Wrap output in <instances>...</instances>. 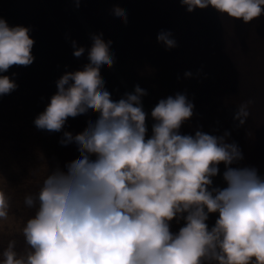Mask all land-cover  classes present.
<instances>
[{"label":"clouds","instance_id":"9594fccd","mask_svg":"<svg viewBox=\"0 0 264 264\" xmlns=\"http://www.w3.org/2000/svg\"><path fill=\"white\" fill-rule=\"evenodd\" d=\"M74 2L79 8L81 0ZM180 4L189 13L211 7L245 24L264 14V0ZM111 11L127 24L125 9ZM30 31L0 17V96L18 87L4 73L34 62ZM90 38L88 63L56 81L57 91L34 125L61 132L68 118L90 110L97 119L78 134L63 132L59 142L75 144L79 156L48 172L39 190L25 195V207L35 210L18 229L25 253L9 241L0 264H264V177L254 167H232L243 154L227 141L229 132L181 134L195 107L186 93L162 98L152 108L149 137L142 103L147 91L137 84L113 100L101 75L103 66L115 63L112 41L103 33ZM157 41L167 49L177 46L170 31L161 30ZM72 47L74 57L85 54L76 41ZM251 103L238 106L234 119L240 125ZM220 164L223 188L213 184ZM10 208L11 196L0 188V226L10 220ZM211 214L218 218L210 228ZM174 220L183 221L177 232L170 230Z\"/></svg>","mask_w":264,"mask_h":264},{"label":"rangeland","instance_id":"374dc122","mask_svg":"<svg viewBox=\"0 0 264 264\" xmlns=\"http://www.w3.org/2000/svg\"><path fill=\"white\" fill-rule=\"evenodd\" d=\"M44 1L62 24L66 37L76 41L77 47L85 48L80 59L88 63L87 50L92 42L67 3ZM117 5L126 10L127 24L113 15L111 10ZM23 8L31 12L36 22L45 21L42 6ZM79 10L95 34L103 33L105 41H112L110 50L115 63L133 90L138 84L147 91L142 101L150 111L160 99L186 93L195 107L193 116L182 125L181 134L194 135L199 129L220 136L227 131V141L235 142L243 154V159L232 166L264 163V14L245 24L222 16L211 7L189 13L180 0H81ZM45 29L51 46L58 49L56 58L61 71L82 69L73 50L65 46L64 36L57 29ZM161 30L172 33L176 47L167 49L157 41ZM257 36L258 43L254 38ZM46 48L51 52L52 48ZM44 56L48 59L52 54ZM186 72L192 76L186 77ZM101 75L113 100L127 92L106 65L101 68ZM60 77L54 76L53 87L44 92L49 99L56 93ZM35 91V96L40 97L39 90ZM249 100L253 101L250 115L240 125L234 114L241 103ZM39 111L34 107L32 113L18 114L16 118L4 116L5 126H0V188L11 196L10 220L0 226V253L9 241H15L18 254L25 253L24 238L18 229L35 211L25 207V195L36 193L48 172L57 166L64 169L66 163L79 156L75 144L61 145L59 132L35 127ZM15 119L16 124L10 125ZM96 119L97 114L90 110L68 118L64 128L67 130L68 126V132L75 135L84 130L89 120ZM146 124L149 132L152 125L148 119ZM207 223L210 228L214 225ZM181 226L183 221L178 224L174 220L170 230L177 232Z\"/></svg>","mask_w":264,"mask_h":264},{"label":"trees","instance_id":"16d2710c","mask_svg":"<svg viewBox=\"0 0 264 264\" xmlns=\"http://www.w3.org/2000/svg\"><path fill=\"white\" fill-rule=\"evenodd\" d=\"M65 3L66 0H64ZM42 6L45 11V21L36 22V19L32 17L31 12L24 10L23 7L27 6ZM68 8L72 11L74 17L77 19L78 23L86 33V35L89 38L88 33L85 31L84 27L82 26L81 22L76 17L75 13L73 12L72 8L66 4ZM54 13L50 12V10L46 6V2L44 0H0V17L5 19L9 26H24L31 29L30 36L35 41L33 49H32V55L34 56V62L27 67L23 66H13L9 69L7 73H4V75L10 76L12 79L15 80L16 84L18 85L17 89L13 92H11L8 95L0 96V111L2 112V115L0 114V126H5L4 122V116L6 118H16L18 114H24V113H32L34 107L38 109L39 114L44 111L46 106L50 103V99L47 96L48 94L44 95V92L48 90V88H51L53 84L54 76H62L66 70L61 71L59 68V60L56 58L58 49L53 48L50 44V38H48L47 28L48 30L51 29H57L61 35L64 36L65 40V46L71 48L72 47V41L68 37H66V31L63 30V26L60 23V21L53 15ZM31 15V16H30ZM47 19V20H46ZM46 30V31H45ZM50 32V31H49ZM255 41L258 40V36L254 37ZM90 40V38H89ZM92 42V40H90ZM260 42V41H259ZM258 43V42H257ZM52 48L50 49L51 52L46 48ZM57 51H56V50ZM60 52V50H59ZM245 52V51H244ZM52 54L51 57L48 59H45L44 55ZM244 57H247V53H244ZM247 59V58H245ZM48 60V61H47ZM79 62L82 63L81 59L78 58ZM61 64V63H60ZM112 74L115 76L112 69H110ZM13 73H16L15 76H12ZM116 80L117 76H115ZM120 84V82L118 81ZM121 85V84H120ZM53 87V86H52ZM122 87V85H121ZM40 94L39 96H35V90ZM55 93V92H53ZM44 95V96H43ZM43 96V98H42ZM53 96V95H52ZM47 97L46 100H44ZM2 116V117H1ZM14 116V117H13ZM28 118H30L28 116ZM17 120L15 119V122L10 125H15ZM67 125V122L66 124ZM67 130L65 128L59 132V136H63L64 131H69L68 126ZM5 128H9L13 131L15 129L10 128V126H6ZM148 136H151V130L148 132ZM237 167V166H232ZM247 167H254L258 170L259 175L264 177V163H259ZM220 174L213 178V181L218 182L222 185V187H225V183L222 179L223 171L225 170L224 165L220 164ZM214 186H217L214 184ZM218 218V214H211L209 217V220L207 222H214Z\"/></svg>","mask_w":264,"mask_h":264},{"label":"water","instance_id":"95a60500","mask_svg":"<svg viewBox=\"0 0 264 264\" xmlns=\"http://www.w3.org/2000/svg\"><path fill=\"white\" fill-rule=\"evenodd\" d=\"M67 4L72 8L73 12L75 13L76 17L78 18V20L81 22L82 26L84 27L85 31L88 33L89 38L91 37V34H95L93 29L91 28V26L89 25V23L87 22V20L85 19V17L83 16V14L81 13V11L79 10V8L76 7V4L74 3L73 0H66ZM91 40V38H90ZM115 74V76H117L118 81L120 82V84L122 85V87L127 91V92H133V88L129 85V83L126 81L125 77L123 76L122 72L120 71L119 67L117 66L116 63H114L113 67L111 68ZM143 103V109L146 113H148V121L150 122V124L152 125L154 123L153 119L151 118V111L148 109V107ZM213 184L218 185V187L223 188L221 184H219L216 181H213Z\"/></svg>","mask_w":264,"mask_h":264}]
</instances>
